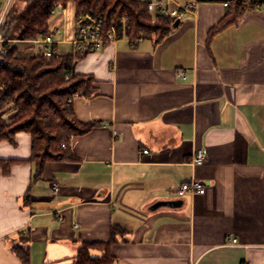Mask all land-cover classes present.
<instances>
[{"label":"crops","instance_id":"obj_1","mask_svg":"<svg viewBox=\"0 0 264 264\" xmlns=\"http://www.w3.org/2000/svg\"><path fill=\"white\" fill-rule=\"evenodd\" d=\"M178 1L193 10L166 39L124 37L75 63L96 93L74 112L95 126L70 159L34 180L31 135L0 143L14 161L0 168V264H76L116 227L114 264H264V5L210 37L225 4ZM192 180L205 194L178 197Z\"/></svg>","mask_w":264,"mask_h":264},{"label":"trees","instance_id":"obj_2","mask_svg":"<svg viewBox=\"0 0 264 264\" xmlns=\"http://www.w3.org/2000/svg\"><path fill=\"white\" fill-rule=\"evenodd\" d=\"M16 1L23 5L19 9ZM196 3L228 4L225 18L210 32L219 33L246 12L264 5V0H195ZM149 0H15L10 6L3 28V46L9 48L0 64V143L14 144L16 136L28 133L32 137L29 162L36 165L34 180L42 178L48 163L70 159L72 138L87 134L95 124L80 123L75 115L76 96H93L94 79L74 72V65L87 54H58L50 61L25 51L28 41L51 35L52 9L62 4L75 13L88 12L104 18L107 26H115L119 37L126 20L125 37L130 40L161 42L174 29L173 21L148 10ZM28 46V45H27ZM68 78V79H67ZM66 144L67 149L62 145ZM14 161H0L4 175L10 173ZM21 162V161H20ZM124 230L114 228L107 243H85L78 251L76 264H114L110 246L118 242ZM27 262V250L20 252ZM99 251L100 256H95Z\"/></svg>","mask_w":264,"mask_h":264},{"label":"built area","instance_id":"obj_3","mask_svg":"<svg viewBox=\"0 0 264 264\" xmlns=\"http://www.w3.org/2000/svg\"><path fill=\"white\" fill-rule=\"evenodd\" d=\"M15 0H8L7 4L1 10L0 14V64H4V58L8 53V48L3 46L4 40L2 37V28L7 16L8 10ZM148 10L153 15H164L172 19L173 21H182L185 16L193 10L192 5L180 6L175 3V0H156L149 1ZM228 7V4H225ZM259 7V6H258ZM69 8L63 6L62 4L56 5L51 14L55 17L58 14L61 17L63 25L59 27L54 25L52 27L51 35L45 38L35 39L33 41H28L26 44L30 45L26 52L40 55L46 61H50L55 55L60 54L58 46L61 44L72 47L74 54L85 53L96 54L103 51L107 45H112L116 43L119 39L125 37L126 30V20H123V25L121 30L123 33L122 37H119V31L115 26H107L103 17L94 15L88 12L75 13L72 23L64 22L68 16ZM68 79V78H67ZM63 149H67L66 144L62 145ZM144 153L148 154L149 151L146 150ZM207 160V154L204 150H198L192 160L193 166H201ZM54 192H58L59 185L54 184L52 187ZM206 192V186L204 183L192 180L188 183H184L180 186L176 193L178 197L184 198L188 194H201L204 195ZM237 241L234 240L232 244H236Z\"/></svg>","mask_w":264,"mask_h":264},{"label":"rangeland","instance_id":"obj_4","mask_svg":"<svg viewBox=\"0 0 264 264\" xmlns=\"http://www.w3.org/2000/svg\"><path fill=\"white\" fill-rule=\"evenodd\" d=\"M149 1H156V0H149ZM188 1L190 3L197 4L195 0H188ZM7 2H8V0H0L1 7L4 8L5 5L7 4ZM185 2H186V0H179L178 1V3L181 4V5H183ZM15 4H17L16 6L19 7V9H22L23 8V5L20 4V3H18L17 1H16ZM59 15L60 14H58L57 16L54 17V19L52 21V25L53 26L55 24L58 25L59 27H61L63 25L62 20H60V16ZM74 15H75V12L73 10L70 11V9H69L68 16L66 17V20L64 19V22H68V23L71 22L72 23V20H73ZM27 45L28 44H26V50L30 46V45H28V46ZM72 50H73L72 47L67 46V45H60V47H59V53L60 54H71L72 53Z\"/></svg>","mask_w":264,"mask_h":264},{"label":"water","instance_id":"obj_5","mask_svg":"<svg viewBox=\"0 0 264 264\" xmlns=\"http://www.w3.org/2000/svg\"><path fill=\"white\" fill-rule=\"evenodd\" d=\"M180 20H177L175 23H174V28H177V27H179V25H180ZM162 206H169V207H175L176 205L175 204H172V203H158V204H156L155 206H154V209H158V208H160V207H162Z\"/></svg>","mask_w":264,"mask_h":264}]
</instances>
